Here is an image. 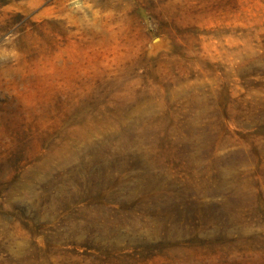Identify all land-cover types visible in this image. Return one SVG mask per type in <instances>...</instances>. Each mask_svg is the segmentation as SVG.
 Returning a JSON list of instances; mask_svg holds the SVG:
<instances>
[{
	"label": "rangeland",
	"instance_id": "rangeland-1",
	"mask_svg": "<svg viewBox=\"0 0 264 264\" xmlns=\"http://www.w3.org/2000/svg\"><path fill=\"white\" fill-rule=\"evenodd\" d=\"M0 264H264V0H0Z\"/></svg>",
	"mask_w": 264,
	"mask_h": 264
}]
</instances>
